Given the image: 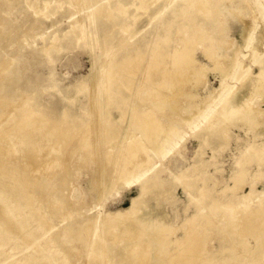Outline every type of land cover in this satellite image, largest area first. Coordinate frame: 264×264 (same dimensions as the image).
Masks as SVG:
<instances>
[{
  "label": "rangeland",
  "instance_id": "374dc122",
  "mask_svg": "<svg viewBox=\"0 0 264 264\" xmlns=\"http://www.w3.org/2000/svg\"><path fill=\"white\" fill-rule=\"evenodd\" d=\"M45 1L51 2L48 11L55 13L49 18L37 16L30 7L33 2H36V6L42 7ZM180 1L176 4L180 5L182 3ZM71 2V0H0V131L9 128L7 134L14 138L12 146L8 148L13 151L9 155L0 156L2 159L0 164L6 162L15 165L13 172H20L23 178L21 182L28 184L25 190L17 191L16 196L19 201L11 209L8 208L7 205H12L13 201L5 194L11 192L10 185H17L10 176L4 175L0 168V264H4L6 260L7 264H87L91 257L90 251L100 255L96 264H103L102 256L107 260V264H135L136 259L141 255L132 257L126 250L136 241L148 242L152 238L158 239L159 228L155 229L152 226V222L157 220L163 222L164 226L169 224L177 229L174 235L167 234L171 242L169 250H175L173 244L185 242L186 231H192L197 232L198 235L201 233L205 235L206 242L200 245H204L205 255L214 264H240L237 259L229 256L231 252H225L233 248L236 249L237 256L244 253L245 259L255 260L256 252L254 256L251 250L245 254L247 250L239 245V241L246 240L248 248L255 250L257 247L256 239L251 237L250 230L259 226L261 220L246 221L245 217L250 210L259 207V199L251 197L249 201H243L242 196L252 190L264 193V162L259 164L253 159L264 148L262 98H256L253 102L255 109L261 111L257 117L258 125L251 128L249 124L231 123L221 143L203 145L206 133L200 130L206 126L207 120L203 123L199 122L198 130L195 128L194 131L189 127L178 125L187 133L185 142L163 162L155 161L157 165L161 164V167L150 178L158 179L159 186L155 187L154 182L149 183V194L140 198V202L145 205H140L137 218L145 224L131 225L127 221L124 225H119L114 235L104 233L105 229L98 230L103 234L102 236L94 235V237L82 231L81 225H84L87 219L98 217L101 211L102 216L99 219L101 221L104 214H114L128 209L141 192L140 187L113 189L103 170L102 157L107 149L101 142L94 140L91 147L87 148L82 140V125L84 122L91 123L92 120V117H88L91 112L89 93L99 88L97 86L100 84L96 77L104 76L105 73L102 71V63L112 51L116 53L114 57L116 60L132 57L138 65L140 63L137 76L125 72L127 77L135 80V88L141 81L140 73L146 64L163 62L164 54L170 53L180 43H177L175 35L177 25L168 35L165 29L159 26V23L169 21L171 18L168 12L164 20L152 24L149 17L143 15L136 27L131 30L134 39L129 41L127 37L121 38V33L115 28L114 23L107 22L101 17L90 21L95 0H87L85 7L75 8L76 10L71 9ZM119 2L126 5L127 13L134 12L133 7H128L132 0ZM240 2L237 1L233 5L223 3L220 7L222 20L218 17L213 21L201 20L204 26L202 34L206 39L205 45H211L208 38L214 40L213 47L218 57L229 55L234 58L237 55L243 66L257 73V67L250 57V50L243 48L237 16L231 12V9H234L247 16L252 14L251 8L245 2ZM62 3L64 4L60 7ZM165 3L157 2L151 10L154 9V13H157ZM139 14L142 15L143 11ZM76 19H83L87 28L79 29ZM256 23L258 29L253 39L255 44L260 41L264 32V14ZM82 33L85 35L84 39ZM240 47L242 48L239 50ZM261 49L264 51V48ZM153 50H159L154 59ZM260 51L259 53H262ZM195 57L200 63L213 67L203 58L202 50L197 49ZM230 64L227 60L221 61L224 70L230 71ZM156 76L157 79L160 78L158 72ZM234 79L227 80L226 83L229 88L233 87L230 92L241 87V81ZM220 85L221 72L217 71L215 74L209 72L207 83L199 88L201 98L196 102L201 104L202 98L207 97L213 89H220ZM124 95L129 98V108L137 104L134 91L132 95L126 92ZM219 99L211 107H217ZM31 113H35L37 118L45 117L49 121V127L58 126L61 130L58 133L59 138H56L59 143L58 150L42 140V134L46 133L48 128L42 133L36 131L32 134L36 142L41 144L40 148L33 145L28 149L23 147L25 132L19 131L17 125L20 119L26 118ZM202 117L204 116H201L199 121H202ZM167 119L163 118L165 121ZM199 149H201L200 154H198ZM94 152L97 155L93 157ZM49 154L47 160L41 161ZM143 159L144 157H141V160ZM250 159L253 160L252 163L248 164L245 172L242 173L239 163ZM26 161L30 165L28 168L23 165L27 163ZM54 163H57L56 168L48 171L49 165ZM184 172L191 177V183L196 182V188L190 193L191 195L199 196L196 189L206 187L202 202L195 201L185 187L176 180V177ZM243 177L244 183L240 182ZM233 187L236 190H230ZM27 191L34 195V205L38 198L43 199L40 213L51 222L53 229L47 230L43 222L39 220V223L34 219L35 211L31 208H22L26 204L23 201V194ZM56 196L64 202L56 205L57 198L53 199ZM101 197L103 202L100 207ZM215 201L221 205L216 206L218 209L214 207V211L209 209L208 212L207 208L213 207ZM199 204L205 206V213L199 212ZM222 204L228 207L224 208ZM3 209L6 214L3 213ZM197 215L203 218L199 219L194 227H190L188 220L195 219ZM209 217H213L212 226L207 224L206 218ZM10 219L16 224L12 225ZM232 220L235 233H229L227 227ZM7 226L11 230L6 228ZM126 226L131 227L125 232ZM64 230L72 231L74 243L69 244L62 239ZM203 230L206 232L204 233ZM243 230L246 234L241 235ZM33 231L37 235V244L29 246L24 242L23 235ZM263 235L264 229L259 237ZM189 247L190 245L187 244L182 250L186 253L174 251V257L180 254L189 255L186 250ZM36 248L41 250L44 248L45 251L41 252ZM154 252V248H151L149 253L154 255ZM8 256L15 258L9 260ZM224 256L227 258L223 262ZM165 259L161 256L159 262ZM262 263L264 264V260L260 261V264Z\"/></svg>",
  "mask_w": 264,
  "mask_h": 264
},
{
  "label": "bare ground",
  "instance_id": "6f19581e",
  "mask_svg": "<svg viewBox=\"0 0 264 264\" xmlns=\"http://www.w3.org/2000/svg\"><path fill=\"white\" fill-rule=\"evenodd\" d=\"M71 1V9L80 8L81 6L85 7L87 3V0ZM119 1L95 0L94 12L90 16V21L92 19L95 21L96 17L104 18L105 21L115 24V28L119 29L122 39L127 37L130 41L134 39L131 30L136 27L143 15L149 17L150 24H152L164 20L163 18L168 12L171 18L169 21H162L159 23V26L165 29L166 35H168L171 29L177 25L175 35L177 43L179 42L180 44L170 53L164 54L163 62L147 63L148 65L146 64V67L142 73H140L141 81L135 88V80L131 77H127L125 72L137 76L139 74L138 68L141 67L140 63L138 65V62L132 60V57L122 58L123 60L119 59L120 61L116 60L114 59L116 53L112 51V54L107 55L106 61L102 63V71L105 72L104 76L100 75L96 77L100 84L97 86L99 88H96V91H89L91 112L88 114V117H92L93 122L91 120V123L84 122L82 125L81 133L85 146L87 148L91 147L94 140L98 143L101 142L107 149L102 157L104 164L103 170L105 175L109 178V183L113 189L117 187L130 189L140 187L141 191L140 195L132 201L131 207L128 209L114 214H104L101 221H99L102 216L101 211L98 217L87 219L85 224L81 225V228L82 231L92 237H94V235L102 236L103 234L100 231L98 232V230L103 231L104 229L106 230L104 233L114 235L119 225H124L127 221L130 222L131 225L145 224L137 218L140 212V205H145L140 202V198L149 194V183L154 182L155 187L159 186L158 179L154 178V180H152L150 178L151 175L155 174L157 169L161 167V164L157 165L155 161L159 160L163 162L169 155L176 151V148L179 150V147L185 142L187 133H185L186 131L183 129H180L178 125L189 127L194 131L195 128L198 130L199 122L203 123L207 120L206 126L200 130V132L204 131L206 133L203 139V145L211 146L214 142L221 143L224 140L226 132L228 131V125L231 123L241 122L242 125L249 124L251 128L257 126V117L261 111L255 109L253 102L256 98H262L264 101V51L261 49L264 48V32L261 34L260 41L256 44L253 40L258 29L256 22L260 16L264 14V0H181L180 2L182 3L180 5L176 4L179 0H132L131 4L128 6L134 8V12L132 13L131 11L127 13L126 5ZM161 1L166 2L165 5L159 9L157 13H154V9L151 10L152 6ZM237 1L245 2L252 10L250 16L234 9H231V12L237 16V24L240 27L239 31L243 48L250 50V57L257 67V73L253 72L251 68L243 66L238 60L237 55H235L234 58L229 55L218 57L213 47V39L208 38L207 40L211 42V45H205L206 39L202 34L204 26L201 20L213 21L214 19L216 20L217 17L221 19L223 17L220 13L221 5L226 2L233 5L237 3ZM36 2L31 3L30 7L35 11L37 16L41 15L49 18L55 14L48 11L51 4L50 1H45L42 7L36 6ZM63 4L64 3H62L60 7H62ZM140 11H143L142 15L139 14ZM74 16L75 14L73 13L72 17L74 18ZM82 20L76 19L79 29L87 28V25H85ZM220 23L222 24V22ZM218 27L216 26V28ZM81 35L83 36L82 39H84L85 35L83 33ZM241 48L242 47H240L239 50ZM197 49L202 50L203 58L212 64V68L206 64L200 63L196 59L195 53ZM259 49H261L262 53H259ZM158 51L153 50V59L158 55ZM222 60H227L231 63L229 65L230 71L222 68ZM147 62L149 61L147 60ZM217 71L221 72L220 89H213L207 97L204 99L202 98V103L198 104L196 101L201 98L199 88L207 83L209 72L215 74ZM156 72L160 74L159 79H157ZM232 78L240 80L241 87L230 92L233 87L229 88L226 83L227 80L229 81ZM133 91L136 94L137 104L129 108V98H126L124 94L126 92L132 95ZM102 97H104V101H102ZM218 99V106L211 107ZM184 102H187L189 105L193 103L197 104L188 106ZM161 116L168 118L167 121L163 120L164 117L162 118ZM177 116H179V118H177ZM201 116L204 117H202V121H199ZM97 122L99 123L96 124ZM17 129L25 132L23 135L25 139L23 147H25V149L31 148L32 145L40 148L41 144L36 142L32 134L36 131L42 133L47 129L48 131L42 134V140L51 144L55 150H58L59 143H57L58 139L56 138H59L58 133L61 130L58 129V126L49 127V121L45 117L37 118L35 113H31L26 116V118L18 121ZM8 131L9 128L0 131L1 157L9 155V153L13 151L8 149L12 146V141L14 140L13 137L8 136ZM250 150L247 151L249 152ZM200 152L201 149H199L198 154H200ZM50 154L45 158L43 157L41 161L47 160ZM95 155H97L96 152L93 153V157ZM256 155L253 159L259 164H262V162H264V148ZM141 157H144V159L141 160ZM252 161L253 160L250 159L239 163L242 173L245 172L246 166L252 163ZM16 162L18 163V161ZM26 162L27 163H23V165L25 168H28L30 165L28 161ZM0 165L3 174L10 176L17 185H10L11 192L5 194L8 199L13 201L12 205H7V207L11 209V207L19 201V198L17 199L16 196L17 191H21L24 188L26 189L28 184L25 185V183L23 184V182H21L23 178L20 176V172H13L16 168L15 165L12 166L6 162ZM56 166L57 163L49 165L48 171L50 169L54 170ZM42 176L41 174V177ZM48 178L49 176L46 177V180H48ZM176 180L185 187V190L189 194L196 188V182L191 183V177L188 176L186 172L177 176ZM240 182L244 183V177ZM205 188L196 189L199 196H193L191 194L190 196H192L195 201L199 203L202 202L206 194ZM230 190L234 191L236 189L233 187ZM251 197H258L259 207L253 211L250 210L245 219L246 221H251L253 219L261 220L259 226L250 230L251 237L256 239L257 247L255 246V250L254 248H248L247 242L244 239H240L239 245L244 248L245 251L247 250L246 252L244 251L245 254L251 250L254 256L256 252V258L252 261L247 260L243 255L244 253L237 256L235 254V248L230 251H225L231 252L229 256L237 259L240 264H260V261L264 260V235L259 237L264 229V193H257L252 190L249 194L242 196V200L249 201ZM55 198H57L56 205H59L60 202H64L57 196L53 197V199ZM102 199L103 197L100 198V207L103 202ZM23 201L26 203L24 207L22 206L23 209L31 208L32 211H35L33 213V217L35 216L34 219H37L38 222L39 220L43 222L47 230L53 229L51 222L49 220L47 221L45 215L40 213L43 199L38 198L37 203L34 205V195L27 191L23 194ZM212 205L213 207L207 208L208 212L209 209L214 211V207L221 205V203L215 201ZM222 205H224V208L228 207L225 206V204ZM198 209L200 213H205V206L203 207L199 204ZM215 209L218 208L216 207ZM3 213L6 214L4 209ZM225 217L229 216L225 215ZM163 218L166 219L164 216ZM201 218L203 217L197 215L195 219H189L188 224H190V227H194L195 223ZM212 218L213 217H209V219L206 218L207 224L210 226L214 224ZM10 222L12 225L16 224L11 219ZM233 222L232 220L229 226H227L229 228V233H235L233 230L235 227ZM152 226L155 229L159 228L158 239L152 238L148 242L136 241L134 245L126 250L129 256L141 255L140 258L136 259L135 264H150V262H154V264H214L209 261L205 255L206 251L204 245H200L202 242H206L205 235H202V233L198 235L197 232L186 231L187 240L185 242H177L173 245L175 247V252L186 253L182 252V250L189 244V249H186L189 255L180 254L174 257V251L169 250L171 242H169L167 234L174 235L177 229L169 224L164 226L163 222L158 220L152 222ZM130 227L131 226H126L125 232L128 231ZM6 228L9 229L10 227L7 226ZM203 231L204 233L206 232L205 230ZM71 232V230H64L62 232V239L69 242V244L75 241ZM240 234L246 233L243 230ZM23 236L24 242L29 246H35L37 244V235L34 231ZM102 238L103 237H101V239ZM116 239H118V237H116ZM193 246H197L198 248L196 249ZM151 248H154V255H150L149 253ZM36 249L41 252L45 251L44 248L42 250L39 248ZM9 256L7 257L9 260L15 258L13 256L10 258ZM89 256L91 257L88 261L89 263L86 262L87 264H96L97 259L100 258V255L95 254L94 251H90ZM161 256H164L166 259L159 262ZM102 257L103 264H107V260H105L104 256ZM226 258L227 256H224L223 262ZM240 260L243 261L241 262ZM4 262V264H7V260Z\"/></svg>",
  "mask_w": 264,
  "mask_h": 264
}]
</instances>
